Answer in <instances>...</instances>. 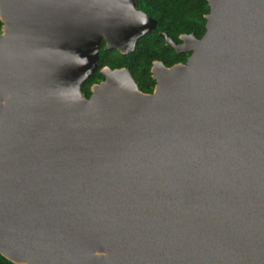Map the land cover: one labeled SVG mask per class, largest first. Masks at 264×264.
Returning <instances> with one entry per match:
<instances>
[{
  "label": "water",
  "instance_id": "water-1",
  "mask_svg": "<svg viewBox=\"0 0 264 264\" xmlns=\"http://www.w3.org/2000/svg\"><path fill=\"white\" fill-rule=\"evenodd\" d=\"M185 62L81 83L155 19L135 0H0V254L264 264V0H208ZM190 46H185L187 40ZM161 69L155 70V65Z\"/></svg>",
  "mask_w": 264,
  "mask_h": 264
},
{
  "label": "trees",
  "instance_id": "trees-1",
  "mask_svg": "<svg viewBox=\"0 0 264 264\" xmlns=\"http://www.w3.org/2000/svg\"><path fill=\"white\" fill-rule=\"evenodd\" d=\"M149 14L157 17V28L148 32L138 40L135 49L126 54L114 48L104 49L103 42L99 48L98 68L104 64L110 67L128 66L139 89L151 90L154 79L150 76L149 67L152 59L160 58L166 64L177 60H185V53H177L173 48L164 44L158 34L162 29L176 38L179 32H194L201 36L205 31V13L209 7L207 0H138ZM2 21L0 20V27ZM98 68L81 84L85 96H89V87L93 82L102 78ZM0 264L16 263L0 254Z\"/></svg>",
  "mask_w": 264,
  "mask_h": 264
},
{
  "label": "flooded vegetation",
  "instance_id": "flooded-vegetation-1",
  "mask_svg": "<svg viewBox=\"0 0 264 264\" xmlns=\"http://www.w3.org/2000/svg\"><path fill=\"white\" fill-rule=\"evenodd\" d=\"M207 5H208V7H209V4H208V0H207ZM135 8L136 9H138V10H141V11H143V12H145L147 15H149L150 17H152L153 19H155V26L154 27H151L148 31H146L145 33H143L142 35H140V36H138L137 38H136V40H135V44H134V47H133V49H128L127 51H125V52H123V51H121L120 49H118L117 47H110V48H114V49H116V50H118L120 53H123V54H126V53H128V52H131V51H133L134 49H135V47H136V45H137V42H138V40H140L143 36H145L148 32H150V31H152V30H154V29H156L157 28V17L156 16H153L152 14H149L142 6H140V4H139V1L138 0H135ZM208 12H209V10H208ZM207 12V13H208ZM206 14V13H205ZM205 14H204V16H205ZM206 18V17H205ZM1 20V19H0ZM2 21V20H1ZM205 23H206V21H205ZM2 24H3V22H2ZM2 24H1V26H2ZM205 29H206V27H205ZM0 31H1V27H0ZM205 32V31H204ZM163 33H165L175 44H180V43H182L183 42V39L181 38V36H183V35H187V34H190V33H193L197 38H200L201 36H197L194 32H192V31H189V32H179L178 34H177V36H176V38H174L173 36H171V35H169V34H167V32L165 31V30H162V29H159L158 30V34L163 38V41H164V44L165 45H167V46H169V47H171V48H173L177 53H181V52H183V53H185L186 55H185V60H177V61H174L173 63H171V64H166L162 59H160V58H154V59H152V61H151V64H150V67H149V71H150V76L154 79V83H153V87H152V89L151 90H142L143 92H152L153 90H154V87H155V84H156V79L153 77V71H152V68H153V65H154V63L155 62H157V61H161V62H163L164 64H165V66H172L173 64H176V63H179V62H185L186 61V59H187V57L190 55V53L192 52V49L190 48V49H185V50H177L176 49V47L175 46H173V45H171V44H169V43H167V41H166V37L163 35ZM102 42H103V48L104 49H110V48H106L105 47V45H106V40H105V38L102 36L101 37V39H100V43H99V47H98V56H99V48H100V46H101V44H102ZM185 46H190V43L188 42V41H186V43H185ZM97 60H98V58H97ZM104 65H107V64H104ZM104 65H102V66H104ZM102 66H100L99 68H98V62H97V67H96V69L98 68V71L100 72V68L102 67ZM109 66V65H108ZM117 67H127L128 68V66H117ZM117 67H111V68H117ZM95 69V70H96ZM129 69V68H128ZM101 73V72H100ZM102 74V73H101ZM102 79H104V76L102 75V78L101 79H99L98 81H96V82H93V83H97V82H99V81H101ZM92 83V84H93ZM82 84V83H81ZM91 84V85H92ZM91 85H90V87H89V90H90V93H91ZM82 90V89H81ZM83 92V91H82ZM84 93V92H83ZM90 93H89V95H90ZM85 95V94H84Z\"/></svg>",
  "mask_w": 264,
  "mask_h": 264
},
{
  "label": "bare ground",
  "instance_id": "bare-ground-1",
  "mask_svg": "<svg viewBox=\"0 0 264 264\" xmlns=\"http://www.w3.org/2000/svg\"><path fill=\"white\" fill-rule=\"evenodd\" d=\"M189 43H191V40H187ZM157 69H161V67L160 66H158L157 64L155 65V70H157Z\"/></svg>",
  "mask_w": 264,
  "mask_h": 264
}]
</instances>
